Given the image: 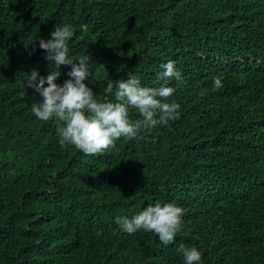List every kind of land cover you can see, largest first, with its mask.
<instances>
[{
	"label": "trees",
	"instance_id": "16d2710c",
	"mask_svg": "<svg viewBox=\"0 0 264 264\" xmlns=\"http://www.w3.org/2000/svg\"><path fill=\"white\" fill-rule=\"evenodd\" d=\"M64 24L98 101L130 74L158 87L174 61L179 118L99 155L61 148L23 73L53 70L38 40ZM156 203L184 209L171 244L116 223ZM181 244L201 264H264V0H0V264H183Z\"/></svg>",
	"mask_w": 264,
	"mask_h": 264
},
{
	"label": "clouds",
	"instance_id": "9594fccd",
	"mask_svg": "<svg viewBox=\"0 0 264 264\" xmlns=\"http://www.w3.org/2000/svg\"><path fill=\"white\" fill-rule=\"evenodd\" d=\"M74 36L71 24L54 27L50 38H40L38 45L45 52L44 59L53 65L47 76H40L33 68L25 77V89H34L42 102H33L31 112L40 120H53L61 148L75 147L85 155H99L115 147L120 138L135 139L139 134L160 126H167L180 116V105L168 102L175 89L167 86L168 81L181 79L174 61L161 64L156 73L158 87H145L136 75L127 79L109 81L107 91L114 95L115 102H101L95 98L92 88L85 83L91 78L89 55L79 60L69 56L68 42ZM25 44V50L30 44ZM35 47L29 52L32 55ZM61 66H70L69 79L62 85L56 80L61 76ZM163 82V83H161ZM215 88H222V77H213ZM47 85V86H45ZM135 109L141 119L131 120L130 110ZM184 209L174 203L149 205L130 219L117 217L120 229L131 235L139 230L153 232L160 242L169 245L182 228ZM177 253L183 257V264H201V252L195 246L179 245Z\"/></svg>",
	"mask_w": 264,
	"mask_h": 264
}]
</instances>
